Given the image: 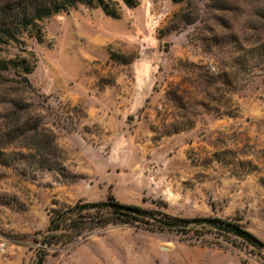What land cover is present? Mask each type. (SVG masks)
I'll use <instances>...</instances> for the list:
<instances>
[{
    "label": "rangeland",
    "instance_id": "rangeland-1",
    "mask_svg": "<svg viewBox=\"0 0 264 264\" xmlns=\"http://www.w3.org/2000/svg\"><path fill=\"white\" fill-rule=\"evenodd\" d=\"M117 1V18L77 4L2 46L34 64L27 84L4 73L18 82L0 97L27 103L59 158L47 169L32 150L0 148V264H36L40 251L41 264H264L239 240L120 223L42 244L49 212L108 194L238 219L264 242V0Z\"/></svg>",
    "mask_w": 264,
    "mask_h": 264
},
{
    "label": "trees",
    "instance_id": "trees-1",
    "mask_svg": "<svg viewBox=\"0 0 264 264\" xmlns=\"http://www.w3.org/2000/svg\"><path fill=\"white\" fill-rule=\"evenodd\" d=\"M120 1L128 7H134L138 3L137 0ZM77 4L99 8L112 18L119 16L117 0H0V51L4 44L10 41L17 42L22 32L28 31L38 22L53 14L67 11ZM33 64L21 56L13 58L0 56V85L18 82V79L4 75L8 71L16 72L15 75L27 84L28 80L22 74L30 73ZM2 104L6 106V110L0 115V148L13 145L32 150L39 158L41 166L53 169L55 165L52 163H57L59 158L53 134L40 125L39 118L30 114L27 103L22 99L0 97V105ZM5 154L7 153L0 151V156ZM19 155V159L26 156L24 153ZM0 160L1 163H7L3 159ZM86 222L99 226L119 223L141 226L145 230L171 231L188 238H200L205 234H211L215 242L221 239L235 245L236 240H239L264 249V242L248 231L238 219L216 216L174 217L162 211L119 202L111 194L101 201L83 203L78 201L61 211L49 212L46 237L41 242L47 247L59 244L65 248L68 243L77 241L81 234L78 230ZM45 254L44 251H40L36 264H41Z\"/></svg>",
    "mask_w": 264,
    "mask_h": 264
},
{
    "label": "built area",
    "instance_id": "built-area-1",
    "mask_svg": "<svg viewBox=\"0 0 264 264\" xmlns=\"http://www.w3.org/2000/svg\"><path fill=\"white\" fill-rule=\"evenodd\" d=\"M5 246H6V242L0 241V254L5 252Z\"/></svg>",
    "mask_w": 264,
    "mask_h": 264
}]
</instances>
